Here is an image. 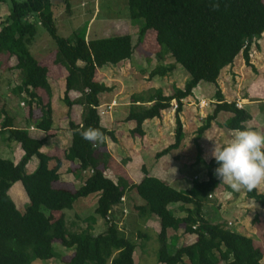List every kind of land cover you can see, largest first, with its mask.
<instances>
[{"label": "trees", "instance_id": "1", "mask_svg": "<svg viewBox=\"0 0 264 264\" xmlns=\"http://www.w3.org/2000/svg\"><path fill=\"white\" fill-rule=\"evenodd\" d=\"M10 1V13L0 28V57L16 56L15 68L23 72V79L13 88V93H26L29 120L38 129L50 132L53 92L49 68L30 49L40 24L56 44V60L68 72L63 100L69 109L74 104L83 107L81 122L69 120L72 141L64 158L79 163L75 172L78 178L82 174L86 176L83 185L76 190L58 186L56 183L60 179L63 160L42 152L46 138L31 136L28 129L16 126L14 117L6 109L2 110L0 134L8 142L20 143L24 155L17 163L0 157V264H32L34 259L58 257L60 254L55 249V241L74 251L67 264H136L134 253L137 243L117 227L113 211L128 192H134L142 199L143 203L135 206L140 215H154L159 221L158 262L264 264L263 251L251 237L228 229L220 219L204 215L206 203L222 183L214 175L216 163L213 158L206 164L208 177L194 179L191 187L185 190L150 175L145 165L142 168L144 176L139 183L122 174L117 181L104 175L102 169L109 165L111 158L106 139L116 140V137L114 130L101 124L98 112L100 95L110 92L111 88L96 80V71L132 57L134 45L131 35L88 39L86 32H75L68 38L58 32L52 0ZM128 4L131 18L143 19L138 42L144 43L147 33L153 30L160 47L157 56L163 59L164 52H167L173 58V63L158 64L150 72L151 76H167L178 64L190 75L184 88H176L171 95H164L157 89L149 96L137 94L131 98L126 120L136 122L132 130L134 136L144 135L145 121L162 118L174 106L173 101L177 103L175 141L157 153L156 158H159L177 149L184 140L183 99L191 96L200 82L217 85L221 71L233 64L240 53L250 65L251 46L264 33V0H128ZM72 90L81 94L75 101L68 96ZM215 99V108L207 115L205 124L198 128L197 137L211 127L212 121L222 111L232 113L225 121L228 129L247 128L246 122L251 117L249 112L237 107L236 102L226 101L219 86ZM35 107L41 108L38 119L34 118ZM87 128L99 129L104 136L103 143L83 140L78 130ZM34 156L39 160L38 165L33 172H28L27 165ZM52 161L55 164L51 167ZM17 181L22 182L29 198L24 212L17 208L9 194ZM245 193L264 207V193L257 187L251 191L245 189ZM91 194H98L99 198L96 215L86 218L91 221L86 228L73 230L62 217L52 221L53 212L72 209L79 198ZM177 203L185 215H178L171 207ZM98 218L106 225L99 234L93 231ZM182 226L185 233L196 235V241L172 245L168 241L169 232H178ZM146 235L138 232L140 239Z\"/></svg>", "mask_w": 264, "mask_h": 264}, {"label": "rangeland", "instance_id": "2", "mask_svg": "<svg viewBox=\"0 0 264 264\" xmlns=\"http://www.w3.org/2000/svg\"><path fill=\"white\" fill-rule=\"evenodd\" d=\"M52 1V10L55 16V23L59 34L62 36L68 38L73 37L75 32L77 34L86 32L88 39L105 38L120 34L131 35L134 45V53L132 57L128 60L122 61L119 64L99 68L96 71V80L99 82H104L111 88L110 92H105L100 95V105L98 107V112L100 114L101 120L106 119L105 115H107L108 113L110 114V112L111 115L115 114V118H118L119 120L118 122L120 124L113 126V128L116 129L114 132L117 133L115 134L116 140H113L110 137H107L106 139L110 144V148L113 149L112 151L114 155L118 158L116 160L119 163L121 162V164H127L130 158H134L135 155L139 154L140 156H142L140 163L142 168L145 165L150 172V169H152L154 163L160 158H156L157 153L168 148L175 141V110L177 108V103L174 100V106L169 111L165 112V115H163L162 118H154L145 121L143 126L146 132L145 135L134 136L132 134V130L136 127V122L132 125L129 124L126 120V117L129 113L131 98L137 94L149 96L151 92H155L157 89L162 90L164 95H171L174 93V90L176 88H184L186 82L190 78L189 73L182 67V65L178 64L177 69H175L172 73H169L167 76H151L150 72L158 64L165 65L166 62L167 64H170L168 62L173 61V58L167 52H164L163 59L157 56L160 47L156 42L155 31L153 30H150L147 33L144 43L138 42L139 29L141 27L143 19L133 20L131 18L128 0ZM10 7V0H8L7 2H0V28L2 23L6 20L10 13ZM262 44V50H264V42ZM30 49L32 51V54L40 62H43L42 57L46 54L47 56H49L46 58H49L50 62H52L56 56V44L45 27L40 24H38L37 26V34L35 40L30 46ZM241 54L242 53H240L236 57L235 63L236 71H239V73H236V97L238 98L247 94L253 101L264 99V80L262 84H259V76H264V60L261 59L262 56H264V52H260V49L258 50V47L252 45L250 50V65L246 63L243 55ZM0 58V62H2L0 65V119L2 120V110L6 109L8 113L12 117H14V122L17 123L16 126L23 128L22 126L26 124L25 117L21 119L20 117L21 115H26L28 112V97L26 96V93H13V88H15V86H17L23 79V72L17 68H15L13 72H8L9 69H6V66L11 62L9 61V59H5L3 55ZM255 66L259 68V71L254 73L253 71H256ZM62 72L65 71L62 69ZM66 73L68 74V72ZM60 76L61 77H58L57 79L54 76L50 79L51 81H53L52 92L53 96L55 97V103L51 107L50 111H52L53 113V115L51 116L53 123L52 129L54 128L55 130H63L62 133H60L61 138L59 139V142L61 143V145H59L63 147L60 149L55 147L54 151H56L58 155L64 156V151L66 150V146L70 141L69 120H72V118L74 117V111L76 117L79 119L82 116L81 110H83V107L82 105L77 104L73 111H71L72 107L70 109H67L68 106L63 100L65 91L62 89V86L65 87V75ZM223 76L225 78L228 77V79L230 80L228 84L230 85V87H232L234 78H231L227 75ZM202 84L203 86L212 87L207 90L208 92L206 91V98L202 100L204 101V103L202 101L196 102L198 107L200 108V112H194V114L196 113L195 120L197 121V124H189L190 120H188V116L184 113H181V120L182 118L183 120H185V127L183 126V128L185 133L188 135L187 138L190 137V142L186 143V147L184 148L182 141L180 146L171 153L172 156L177 154V158L176 156L175 158H170L171 160H174V162H176L178 156L180 157V159L189 158L191 156L192 158H194L196 147L199 158L203 154L202 148L199 146L200 139L203 142L202 146L203 150L205 151L204 156L206 157V161L209 162L212 159L211 151L214 143L217 145L226 143L233 136L227 135L231 131L225 126V121L228 119V115H222L218 119V122L216 121L217 119L215 121H212L211 127L206 130L201 135V137H197L198 127H201L205 124L207 115L213 112L216 103L213 91V89L215 90V92L217 91L216 84L206 81H203ZM211 84H213L215 87ZM200 89L201 88L199 87L195 92H197L198 90L200 91ZM68 96L70 100H72L73 97L75 98V100H77L81 96V94L78 91H70ZM194 99L195 98L192 97L186 100L187 110L191 108L189 102ZM114 101L115 104H113ZM235 102L242 105L241 100H236ZM183 103H185V99H183ZM146 105L149 106V103H147ZM241 108H243V105ZM67 110L68 112H70V114L68 112L66 113ZM34 112L37 115H40L42 113L40 107H35ZM15 118L19 122H17ZM131 128L133 129L131 130ZM223 132L227 133V136ZM235 132L236 131H231V133L233 134ZM14 145H17V142H8L4 140V136L0 134V157L13 159V153H15ZM35 159L38 160L37 157H35ZM198 162L196 165L194 163L195 166L190 168H188V166L186 165V167L188 168L186 170L185 165L182 161H178L176 163L179 165H176L175 169L171 167L169 168L167 164H163L159 166V168L164 169L165 172L169 171L166 176L164 175L166 179L169 180H162H165L170 184V181L178 176L176 171L180 168H183L181 173L184 175L183 177L187 181L182 183H173L172 185L170 184L171 186L189 187L192 185L193 180L197 177V179L200 178L199 180L206 179L208 177L207 173H201L205 169V164L203 162ZM29 165L30 164H28L27 166ZM75 167L76 166L70 167V170ZM114 167V163L112 162V165L109 168H104L106 171L103 170V173L106 177L117 181L120 174L118 169ZM142 168L141 173L144 176ZM159 168H157V171H160ZM191 171H197L200 174L193 180L187 179L185 176V172L190 173ZM28 172L31 171L29 170ZM61 173L64 174V171L60 172L61 180H59L57 184L60 182L68 184L69 182L70 185H72L73 189L76 190L78 188V183L74 182L73 178H71L70 175L64 174V176ZM69 173H71V171ZM75 175L78 176V174L76 173ZM178 179L179 176L176 180ZM19 184V188H17L16 190L13 189L12 191L10 190L9 194L15 202L17 208L20 211L24 212L26 206L29 203V198L22 183L20 182ZM14 185L12 187H14ZM258 189L260 192L264 193L263 181L258 184ZM96 195L97 194H91L88 197L79 198L75 202L72 209H64L62 211L53 212L51 217L52 221L62 217L66 219L70 228L73 230L86 228L91 222L86 218L96 215L95 209L98 202L97 200H95ZM136 197L141 200L139 196L136 195ZM125 200L126 198L124 197V201ZM124 201L121 200L120 203H123ZM251 201L258 203L257 201H255V199L246 196L245 189L242 188L239 191H233L227 186L226 183L222 182L219 185L218 189L213 193L212 197H210L208 202L206 203V212L204 215L214 220H222L223 222H225L228 229H232L234 231L238 230L246 235L250 234V236L254 238L253 241L256 246L260 247L259 243H261V245L264 247V207L261 206L262 209H258L260 213L256 208L254 210L252 208H248L247 206L253 204L251 203ZM247 202H250L249 205L247 204ZM125 204L127 205V202ZM179 205L180 204L177 203L176 205H171V207H173L178 215H185V213L178 209ZM121 207L122 215L118 217V220H116L115 222L117 227L121 231L125 232L123 227L125 225L124 219L126 218L124 217L129 214V211L128 208H126L127 206L124 205ZM125 208L127 210L124 212L123 209ZM134 212L137 215H140L136 211ZM256 216L258 217L255 221ZM146 218L147 217L143 215L138 216V218H134L133 223L131 224L132 226L131 228H129L131 234L128 233L129 229L125 227L126 232L124 234L137 243V247L134 253V260L136 264H156L158 262L157 256L160 247V242L158 239L159 234L154 233L153 229L157 231L159 230L160 232V226H158V224L156 223H149V226L153 229L147 230L148 225H146V227H144V230L145 233L149 236L148 238H138V233H136L135 231V229H139L138 231H142L139 227L142 226V223L146 220ZM95 224L96 226L94 225L93 231L96 233H98L100 230L102 231L105 226V223L104 221L102 222V220L97 221ZM183 228L184 227L182 226L178 232L171 231V233L169 234L168 241L172 245L180 246L182 244H191L196 241V235L185 233ZM54 246L60 256L50 260L34 259L32 264H67L69 258L74 255V251L72 249L63 247L59 241H55ZM220 264L225 263L221 262Z\"/></svg>", "mask_w": 264, "mask_h": 264}, {"label": "crops", "instance_id": "3", "mask_svg": "<svg viewBox=\"0 0 264 264\" xmlns=\"http://www.w3.org/2000/svg\"><path fill=\"white\" fill-rule=\"evenodd\" d=\"M263 42H264V33L262 34V37L258 41L254 42L252 45H255L256 47H258V50L260 49V52H264V50H262V47H263V44L262 43ZM46 57H49V56H47V54H46V55H44L42 57V59H43V62L42 63H45V64L48 65V68H49V80L53 76L57 79L58 77H61L60 75H65V79H64L65 87L62 86V89L65 91V89H66V76H67V73L66 72H67V70L65 69V67L62 64H60V62H58L56 60V56H55V58L53 59L52 62H50L49 61V58H46ZM4 58L5 59H9V61L11 62L10 64H7V66H6L7 68L6 69H9L8 72H13L14 69H15V66L17 64V58H16V56L5 55ZM5 59H3V60H5ZM261 59L264 60V56H262ZM0 61H1V58H0ZM168 63H173V61H169ZM235 63H236V59H235V61H234L233 64L226 66L221 71L220 76H219L218 81H217L216 87L219 86L222 89V93L224 94L226 101H228V102H235L236 100H238V101L241 100L242 105H243V109H245L246 111H248L249 114H250V116H251L250 119H249V121L246 122V125H247L248 129H254V130H257L259 132L264 133V99L257 100V101H253L250 98V96H248L247 94L238 97L240 99H238L236 97V73H239V71H236V65H235ZM79 64L83 65L82 63H79ZM166 64H167V62H166ZM105 67H107V66H105ZM62 69L65 72H62ZM176 69H177V66H176ZM255 69H256V71H253L254 73L257 72V71H259V68H257L256 66H255ZM58 73H62V74H58ZM223 75H227V76H229L231 78H234V81L232 82L233 83L232 84V87H230V85L228 84V82H230V80L228 79V77L225 78ZM259 77H260L259 78L260 79L259 84H262V82L264 80V76H259ZM50 83H51V87L53 89V85H52L53 81L50 80ZM202 83L203 82H200L199 85L194 89L193 94L191 96H189L188 98L185 99V103H184V106H183V112L182 113H184V114H186L188 116V120H190L189 124H197V121L195 120V117H196L195 114L196 113L194 114V112H198V111L200 112V108L198 107V105H197L196 102L197 101H201L204 98H206L205 97L206 91L212 87V86H203ZM257 83H258V78H257ZM211 85H213V84H211ZM263 85H264V83H263ZM199 87L201 88L200 91L198 90L197 92H195L196 89H198ZM252 87H254V86H252ZM213 91H214V95H215V90L213 89ZM71 92H77V91L72 90ZM195 93H197V94H195ZM192 97L195 98V99L189 102L191 108L187 110L186 100H188L189 98H192ZM73 98H72V100H75V98L74 99ZM54 101H55V97L53 96V98H52V106L55 103ZM75 106H77V104L74 105V106H72L71 111H73V109L75 108ZM67 109H69V108H67ZM81 111L83 112V110H81ZM67 112H68V110L66 111V113ZM40 115L39 114L37 115L34 112V118H39ZM52 115H53V113L51 111V116ZM73 115H74V117L72 118L73 121H75L77 123L81 122L82 116L78 119L76 117V115H75V111H74ZM222 115H228L227 118H229L230 115H232V113L227 112V111L220 112L219 115H218V117H217V120H216L217 122H218V119ZM24 117H25L26 124L24 126H22V127L25 128V129H28L31 136H33L35 138H38V139H43V138L45 139L46 138L44 147L42 148V152L49 153V154L54 155V156H59L63 160V165H62V167L60 169V172H63L64 171V174L70 175L71 178H73V181L78 183V185H77L78 187H80L81 185H83L84 178H85L86 175L85 174H82L81 177H79V178H78L77 175H75V172H76V169L78 168V164L79 163L77 161L72 162V161L65 160L64 156L58 155L57 152L54 151V148L55 147L58 148V149H60V148L63 147V146H60L61 143L59 142V139L61 138L60 137L61 136L60 133H62L63 130H55L53 128L50 132L46 133L43 130L38 129L35 126V123L29 120L27 114L26 115H23V116L21 115L20 119L21 118H24ZM105 117H106V119L101 120V124L104 127L108 128L110 130H114L115 131L116 129L113 128V126H116V125L120 124L118 122L119 121L118 118H115V114L114 115H111V112H110V114L108 113L107 115H105ZM2 120H3V117H2ZM2 120L0 119V129H1V122H2ZM17 122H19V121L17 120ZM128 123L133 125V124H135V121L134 120H130V121H128ZM182 123H183V126L185 127V120H183V118H182ZM198 126H199V122H198ZM132 129L133 128H131V130ZM229 130H231V129H229ZM231 131H237V130H231ZM231 131L228 134L225 133V132H223V133L225 135L227 134L228 136H231V135H233V133H231ZM69 132H70V134H69L70 135V141L67 144L66 149L69 147V145L71 144V141H72V132L71 131H69ZM55 133H57V134H55ZM145 133L146 132L144 130V135H145ZM184 133H185V131H184ZM115 134H117V133L115 132ZM187 136L188 135L185 133V138L183 140V145H184L183 147L184 148L186 147V143L190 142L189 141L190 137L187 138ZM106 143H107V150L111 154L110 162H109V165L107 167L109 168L112 165V162H113L114 163V166L118 169L119 174L124 175L125 177H127L132 182L139 183L142 180V178H143V175L141 173L142 166L140 164L141 163L142 156H140L139 154L138 155H135L134 158H130L128 160V163L127 164H121V162L119 163L116 160L118 158L114 155V153L112 151L113 149L110 148V144H109V142L107 140H106ZM202 143L203 142L200 139L199 140V146L202 148V152H203V154L201 155V160H198V151H197V147H196L195 148V156H194V158H192V156H191L189 158H182V159H180V157L178 156V159L176 160V162H174V160H171L170 159L171 157H174L175 158V156L177 158V154L174 155V156H172V154H171L175 150V149H173V151L171 150L170 153L161 156L159 158V160L154 163V165L152 166V169H150V175L156 176V177H158L160 179L169 180V179H166V177H165L166 174L169 173V171L165 172V170L162 169V168H159V166H161L163 164H167L169 168L171 167V168L175 169L176 168V165H179V164H176L178 161H182L183 162V164L185 165V170L188 169V168H190V167L195 166L198 161L199 162H203L205 164V169L201 173H204V172L207 173L206 164L208 162L206 161V157L204 156L205 151L203 150ZM53 144H56V145H53ZM14 147H15V149H14L15 153H13L14 156H13V159L12 160L15 163H17L22 158V156L24 155V151L21 148L20 143H17V145H14ZM50 149H51V151H50ZM64 153H65V151H64ZM194 163H195V165H194ZM29 164L30 165L27 166L28 167V171L30 170L31 172H33L36 169L37 165H38V160L35 159V156L32 157V159L30 160ZM54 164H55V162L52 161L50 163V166L52 167ZM186 165L188 166V168L186 167ZM73 166H76V167L73 168L72 170H70V167H73ZM157 168H159L160 171H157ZM102 170L106 171L105 169H102ZM182 170H183V168H180V169H178L176 171L177 172V175L179 176V179L176 180L178 178V176H176L172 181H170V184L171 185L173 183H177V182L182 183V182H186L187 181V180L184 179V177H183L184 175L181 173ZM70 171H71V173H69ZM61 174L64 175L63 173H61ZM199 174L200 173H198L197 171H194V172L191 171L190 173L185 172L186 178L187 179H190V180H193L194 178H196L197 176H199ZM60 177H61V175H60ZM59 180H61V178ZM20 182L21 181H17L15 183L16 185H14V187H11L10 190L12 191L13 189L16 190L17 188H19V185H20L19 183ZM263 183H264V181H263ZM57 185L58 186H68L69 188L73 189L72 185H70L69 182H68V184H65L64 182H62V183L60 182ZM173 187H175V186H173ZM190 187L191 186H189V187L188 186H184V187L183 186H176L175 188H177V189H184L185 190V189H189ZM256 187L258 188V185ZM124 197L126 198V200L123 203H119L118 205H116L114 207L113 211H114V214H115V220H118V217H120L122 215V211H121L122 207L121 206H124V205L127 206L126 208H128L129 214L124 217L126 219H124L125 225L123 227L124 228V231L126 232L125 227L128 228V229L131 228V226H132L131 224L133 223L134 218H136V217L138 218V216H141V215H137L134 211H136L135 206L136 205H141L143 203V201H142V199L141 200L138 199L136 197V195H135L134 192H128ZM98 198H99V195L97 194L96 197H95V200L98 201ZM126 202H127V205L125 204ZM249 203L250 202H247L248 205H249ZM251 203H253V204L247 206L248 208H252L253 210L256 208L257 211H258V209H260V210L262 209V207L258 203H255L254 201H251ZM258 212L260 213V211H258ZM137 213H139V212H137ZM143 216H146L147 217L146 220L142 223V226L143 227L142 226L139 227V228H141L142 231H144L143 233H145V230H144L145 228L144 227H146V225H148V229L147 230L153 229L152 227L149 226L150 225L149 223H154V224L156 223V224H158V226H160L159 221H158V219H157L156 216L149 215L147 213L145 215H143ZM97 221H101V219H98ZM102 222H103V220H102ZM95 226H96V224H95ZM104 228H106V225L104 226ZM104 228L102 229V231L104 230ZM138 230L139 229H135L136 233L139 232ZM153 230H154V233L159 234V230L158 231L155 230V229H153ZM236 231L239 232V233H242V232H240L238 230H236ZM128 233L131 234L130 229H129V232ZM170 233H171V231L169 232V234ZM247 236H249V237L252 238V236H250V234L247 235ZM148 237L149 236L146 235V238H148ZM252 239L254 240V238H252ZM259 245H260V248L262 249L263 254H264V247L261 245V243H259ZM263 262H264V257H263ZM156 264H163V263L157 262Z\"/></svg>", "mask_w": 264, "mask_h": 264}, {"label": "clouds", "instance_id": "4", "mask_svg": "<svg viewBox=\"0 0 264 264\" xmlns=\"http://www.w3.org/2000/svg\"><path fill=\"white\" fill-rule=\"evenodd\" d=\"M85 141L103 143V133L96 128L78 130ZM211 156L216 163L214 175L233 191H251L264 181V133L254 129L237 130L231 139L214 146Z\"/></svg>", "mask_w": 264, "mask_h": 264}, {"label": "built area", "instance_id": "5", "mask_svg": "<svg viewBox=\"0 0 264 264\" xmlns=\"http://www.w3.org/2000/svg\"><path fill=\"white\" fill-rule=\"evenodd\" d=\"M202 101V100H201ZM203 103H204V101H202ZM113 104H115V101H114V103ZM237 104V106L238 107H242V105L241 104H239V103H236ZM210 197H212V196H210ZM122 201H124V197L121 199ZM124 210V212L127 210L126 208L125 209H123Z\"/></svg>", "mask_w": 264, "mask_h": 264}]
</instances>
